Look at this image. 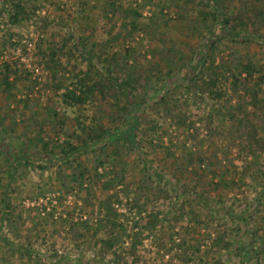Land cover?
<instances>
[{
  "label": "rangeland",
  "instance_id": "obj_1",
  "mask_svg": "<svg viewBox=\"0 0 264 264\" xmlns=\"http://www.w3.org/2000/svg\"><path fill=\"white\" fill-rule=\"evenodd\" d=\"M24 1L41 20L12 26L0 4V80L6 63L24 71L13 96L0 92V264H264V148L255 156L243 151L228 117L214 115L211 123L212 108L227 111L224 98L198 97L181 85L180 65H195L211 36L207 0ZM130 9L142 15L138 31L131 26L133 15L126 16ZM242 9L240 2L229 7ZM259 28L263 37L264 25ZM73 35L87 37V50L103 54V70L146 85L139 86L147 104L138 129L132 123L134 138H110L105 147L115 154L105 166H98L103 150L94 139L68 160L40 157L84 139L77 120L86 128L129 129L124 96L115 88L104 96L98 92L83 108L62 101L57 83L70 85L92 68L70 45L59 52V64L49 60ZM216 39L217 61L251 62L255 78L264 70V45ZM91 71L95 81L107 84L102 72ZM162 96L176 113L166 109ZM179 114L196 123L199 135L178 128ZM252 122L264 138L262 118ZM211 128L217 135L210 136ZM116 178L110 195L121 226L113 228L99 208V190ZM159 189L170 197L159 199ZM120 227V242L110 248Z\"/></svg>",
  "mask_w": 264,
  "mask_h": 264
},
{
  "label": "trees",
  "instance_id": "obj_2",
  "mask_svg": "<svg viewBox=\"0 0 264 264\" xmlns=\"http://www.w3.org/2000/svg\"><path fill=\"white\" fill-rule=\"evenodd\" d=\"M235 2L242 3L243 9L236 12L229 10L230 5ZM0 4L2 5V10L7 12L9 16V23L12 26H17L21 20H41L36 16V11L31 10L30 6L26 4L24 0H0ZM206 6L210 10L211 21L213 23V26H210L211 36H209V39L207 38V47L203 53L200 54V60L197 61L195 65L183 64L180 65V68L178 66L183 76L181 85L185 86L187 90L192 89L198 97L208 96L214 99L224 98L227 105L223 107L227 111L222 113L221 109L212 108L210 112V116L212 118L211 123H213L214 115L224 116L225 118L228 117L231 121H235L233 128L240 133L237 136L240 141L244 142L243 144L245 146H243V151L248 149L249 154H253V156H255L258 150L264 148V138L259 137V129L252 122L255 119L262 118L264 125V111H262V109L264 110V95L262 98L259 95L260 93L264 94V70L257 75L256 79L255 70L251 62L244 63L239 59L226 61L221 59L220 61H217L220 53L216 52H219L220 49L216 38L219 35H224L234 41L243 40L244 42H256L264 45V36L262 37L259 34V27L264 25V0H207ZM111 7L113 9L115 7L117 8L115 2L111 3ZM118 10L120 11V9ZM126 12L127 17L133 15L134 20L131 21V26L133 31H138L139 25L137 23V18L142 17L141 13L134 9L126 10ZM87 41V37L79 39L73 35V37L68 39L63 46H60L56 51H52L49 54V60L59 64V52L63 51L64 46L70 45L84 57V60L88 62L90 67H92L91 69L97 68L99 72H102L103 75L106 76L107 84L102 83V81H95L91 75V69H88L85 73L80 71L70 85L64 86L63 82L59 81L57 83L58 85H56V89L60 91L64 90L60 97L65 105L75 108H83L88 102L93 101L92 98L97 96L98 92H101V95L104 96L108 95L109 90L111 91V89L115 88L116 92H119L124 96L125 105L122 109L127 113V128L129 129H126L124 133L120 131L121 129L110 132L102 130V128H98L97 124H93L92 127L86 128L81 120H77V128L84 133V139L77 141V144L70 141L66 144H62L58 148V153L42 154L40 156L41 159L54 161L61 158L68 160V158L73 155L80 154V152L84 149L83 146H88V141H92L94 139L97 140L99 143L98 145H102L101 148L103 150L98 157V166H105V160H107L110 155L115 154L114 151L109 153L105 147L110 138L117 140L120 139L121 135H126L127 139H133V133H136L139 127L141 119L140 112L147 104L145 101L146 98H141V96H139V86H141L143 90L146 85L142 86V83L139 80H137V83L135 82L137 85L132 82L122 80L109 71L107 67L103 70V65H101V63H103V54L97 56L94 53V49L88 51ZM72 42L74 43L71 44ZM23 72L24 71L18 68L15 63H6L4 65V71L2 72V79L0 80V92L2 91L3 94L7 96L10 95V97L13 96L14 89L17 88V84L22 78L21 73ZM172 74L173 71L171 70L169 75L170 78L168 77L171 82H173ZM197 75H200V77H197ZM225 84L227 86L229 84L227 88L231 92L232 97H229L228 93L225 92ZM172 87L176 88L177 84L174 83ZM232 100H235L234 106L230 105ZM161 101L165 102L166 109H168L170 113H176L177 109H170L172 105L169 104L170 102L168 100H165L164 96H162ZM228 105L234 107V111L229 112ZM258 109H260L259 114L256 116L254 113ZM224 113L229 115H224ZM175 117L178 119L176 123L178 128H191L195 130L197 135H199V129L196 127V123L189 122L186 115L179 114V116ZM133 122L134 125L137 126V129H134V126H132ZM249 129L251 130L250 132L248 131ZM209 131L211 137L217 135V133H214V128L209 129ZM155 132L156 131L153 129L152 133ZM101 133L103 135H101ZM138 145L139 144L137 142V146ZM6 150L9 152L7 148ZM30 157L35 156L31 155ZM9 158L12 157L10 156ZM214 158H216V156ZM143 160H145L144 157ZM147 164L148 162H145V165ZM116 180L118 179L106 180L104 183H101L99 190V208L104 210L106 219L113 228L121 226L117 223V219L120 214L114 207L113 198H115V195H110V191L116 187ZM159 191L162 190L159 189L158 192ZM162 193L163 195L155 193V196L159 199L170 197L168 192L164 189ZM198 198L200 200L208 201L203 195H199ZM152 216L158 219L156 214ZM153 227L154 222H151V228ZM123 230L124 229L120 227V233L113 236L111 239L112 241L108 243L110 248H114L120 242V238L122 236L121 232ZM252 237H255L253 239H256L258 236L254 233ZM218 239H221V237ZM255 244L263 246V243H260L257 240L255 241ZM236 251L243 252L244 247H239Z\"/></svg>",
  "mask_w": 264,
  "mask_h": 264
},
{
  "label": "crops",
  "instance_id": "obj_3",
  "mask_svg": "<svg viewBox=\"0 0 264 264\" xmlns=\"http://www.w3.org/2000/svg\"><path fill=\"white\" fill-rule=\"evenodd\" d=\"M9 152H10V153H9ZM9 152H7V155H8L9 157H10V156L12 157V158H10V161H11V163H12V166H14V165H13V164H14V163H13V161H14V158H13V152L10 151V150H9ZM11 154H12V155H11Z\"/></svg>",
  "mask_w": 264,
  "mask_h": 264
}]
</instances>
